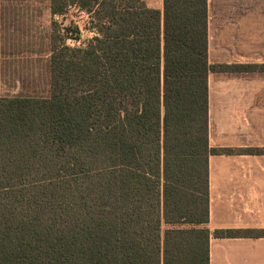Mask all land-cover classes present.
<instances>
[{
	"label": "trees",
	"instance_id": "16d2710c",
	"mask_svg": "<svg viewBox=\"0 0 264 264\" xmlns=\"http://www.w3.org/2000/svg\"><path fill=\"white\" fill-rule=\"evenodd\" d=\"M71 8L95 36L54 45L49 96L0 97V264H210L208 162L235 151L210 147L208 76L237 71L209 62L208 0Z\"/></svg>",
	"mask_w": 264,
	"mask_h": 264
},
{
	"label": "crops",
	"instance_id": "0c3cea01",
	"mask_svg": "<svg viewBox=\"0 0 264 264\" xmlns=\"http://www.w3.org/2000/svg\"><path fill=\"white\" fill-rule=\"evenodd\" d=\"M208 57L264 64V0H208ZM208 117L210 147L235 151L208 162L210 264H264V72H211ZM218 230L260 234L218 238Z\"/></svg>",
	"mask_w": 264,
	"mask_h": 264
},
{
	"label": "rangeland",
	"instance_id": "374dc122",
	"mask_svg": "<svg viewBox=\"0 0 264 264\" xmlns=\"http://www.w3.org/2000/svg\"><path fill=\"white\" fill-rule=\"evenodd\" d=\"M144 1L151 8L162 9V0ZM89 21L75 8L65 16L53 15L51 0H0V97L47 98L52 48L62 37H67L69 47L85 46L95 36ZM72 23L80 29L79 42L70 38ZM215 66H228L229 71L237 72H264V64Z\"/></svg>",
	"mask_w": 264,
	"mask_h": 264
}]
</instances>
